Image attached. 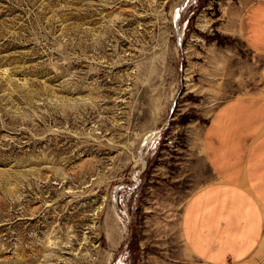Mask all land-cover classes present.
<instances>
[{"label":"rangeland","instance_id":"rangeland-1","mask_svg":"<svg viewBox=\"0 0 264 264\" xmlns=\"http://www.w3.org/2000/svg\"><path fill=\"white\" fill-rule=\"evenodd\" d=\"M256 1L0 0V264H200L182 219L212 116L263 87Z\"/></svg>","mask_w":264,"mask_h":264},{"label":"crops","instance_id":"crops-1","mask_svg":"<svg viewBox=\"0 0 264 264\" xmlns=\"http://www.w3.org/2000/svg\"><path fill=\"white\" fill-rule=\"evenodd\" d=\"M239 36L264 55V0L244 9ZM212 173L187 203L185 243L200 264H264V84L220 107L203 136Z\"/></svg>","mask_w":264,"mask_h":264},{"label":"bare ground","instance_id":"bare-ground-1","mask_svg":"<svg viewBox=\"0 0 264 264\" xmlns=\"http://www.w3.org/2000/svg\"><path fill=\"white\" fill-rule=\"evenodd\" d=\"M175 16H176V17H175L176 20H177L178 17H180V16H179V11H177V12L175 13ZM204 26H205V25H204Z\"/></svg>","mask_w":264,"mask_h":264}]
</instances>
